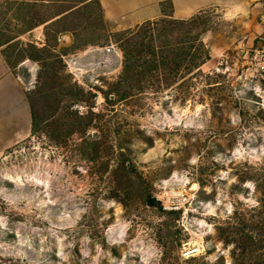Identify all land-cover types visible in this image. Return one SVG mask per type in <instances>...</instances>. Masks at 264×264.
<instances>
[{"label": "rangeland", "instance_id": "1", "mask_svg": "<svg viewBox=\"0 0 264 264\" xmlns=\"http://www.w3.org/2000/svg\"><path fill=\"white\" fill-rule=\"evenodd\" d=\"M227 1L0 0V264H264L260 0Z\"/></svg>", "mask_w": 264, "mask_h": 264}, {"label": "crops", "instance_id": "2", "mask_svg": "<svg viewBox=\"0 0 264 264\" xmlns=\"http://www.w3.org/2000/svg\"><path fill=\"white\" fill-rule=\"evenodd\" d=\"M136 1V0H135ZM155 0H137L138 2V6L141 7H145L143 9L142 13H145L146 15H152V13L154 12V9L148 8L147 6H150L151 4H153ZM170 1V3L172 4L173 7V14L176 16H180V17H186L189 15H192L196 12H199L200 10L206 9L212 5H216V4H228L229 2L227 0L222 1V0H167ZM108 11H106L107 13ZM131 18V17H130ZM132 18H135L136 20H138V17L132 16ZM5 62L3 57L0 55V80L2 81L1 85H0V102H2V104H5L6 101L10 102L11 100V96H10V73L7 69V67H5ZM7 79V80H6ZM4 99V100H1Z\"/></svg>", "mask_w": 264, "mask_h": 264}, {"label": "built area", "instance_id": "3", "mask_svg": "<svg viewBox=\"0 0 264 264\" xmlns=\"http://www.w3.org/2000/svg\"><path fill=\"white\" fill-rule=\"evenodd\" d=\"M258 25L259 32L254 38L252 48L250 49V61L255 65V71L260 75L262 85L264 86V0L258 1Z\"/></svg>", "mask_w": 264, "mask_h": 264}, {"label": "trees", "instance_id": "4", "mask_svg": "<svg viewBox=\"0 0 264 264\" xmlns=\"http://www.w3.org/2000/svg\"><path fill=\"white\" fill-rule=\"evenodd\" d=\"M37 50H41V49H37Z\"/></svg>", "mask_w": 264, "mask_h": 264}]
</instances>
